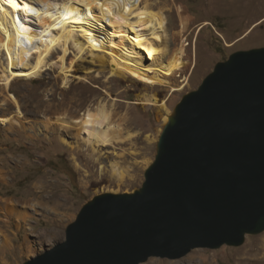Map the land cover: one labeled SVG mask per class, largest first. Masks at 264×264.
Wrapping results in <instances>:
<instances>
[{
  "label": "rangeland",
  "instance_id": "rangeland-1",
  "mask_svg": "<svg viewBox=\"0 0 264 264\" xmlns=\"http://www.w3.org/2000/svg\"><path fill=\"white\" fill-rule=\"evenodd\" d=\"M147 3L161 13L172 49L185 44L186 56L170 83L172 87L159 86L161 80L152 87L130 76H112L110 65L92 61L89 52L80 58L72 44L65 56L60 46L50 52L40 77L16 79L6 89L0 83V117L11 118L7 125L0 123V198H39L57 206L48 211L33 204L20 205L10 215L0 208V219L8 222L14 241L13 250L0 255V264H25L63 242L67 227L96 197L141 189L146 170L156 159L166 123L182 101L233 54L264 48V0ZM34 52L29 64L38 57ZM162 60L166 62L169 57ZM6 66V53L0 47V76H6ZM173 87L177 89L173 91ZM11 96L18 100L21 115ZM154 98L159 104L147 103ZM100 103H106L112 119L98 126L101 131L109 129L113 139L109 144L92 147L86 143L88 133L82 131L80 137L77 131H67L57 122L62 117L82 118ZM19 214L28 218L24 220ZM193 254L196 257L191 260ZM205 261L264 264V231L245 235L238 246L194 249L180 259L153 257L142 264H207Z\"/></svg>",
  "mask_w": 264,
  "mask_h": 264
},
{
  "label": "water",
  "instance_id": "water-1",
  "mask_svg": "<svg viewBox=\"0 0 264 264\" xmlns=\"http://www.w3.org/2000/svg\"><path fill=\"white\" fill-rule=\"evenodd\" d=\"M141 189L86 204L25 264H142L264 231V48L217 65L178 106Z\"/></svg>",
  "mask_w": 264,
  "mask_h": 264
},
{
  "label": "bare ground",
  "instance_id": "bare-ground-1",
  "mask_svg": "<svg viewBox=\"0 0 264 264\" xmlns=\"http://www.w3.org/2000/svg\"><path fill=\"white\" fill-rule=\"evenodd\" d=\"M148 1L69 0L56 3L53 0H0V47L6 53L7 62V74L0 76V83L6 89L16 79L40 77L50 52L60 46L65 56L68 46L72 44L80 58L85 52H89L93 57L92 61L100 62L104 67L110 65L112 76H130L152 87L156 85V81L161 80L159 86L172 87L170 83L186 56L185 44L172 49L161 13L154 10ZM182 20L185 24L186 15L182 16ZM97 50L100 52L96 53ZM34 51L38 52V57L29 64ZM165 56L169 57L166 62L162 60ZM62 60L64 61L63 57ZM172 89L174 91L177 88ZM10 99L17 106V114L21 115L18 100L12 96ZM147 103L159 104L155 98L147 100ZM161 105L164 106V103ZM110 116L106 103H100L95 111L89 110L82 118L62 117L57 122L67 131H77L80 137L82 131L86 135L88 133L86 143L96 147L113 140L108 128H103L105 131L99 129L103 122L112 120ZM174 116L169 117L168 123ZM10 121L11 118L0 117L3 125ZM112 168L115 173L118 171L115 165ZM1 178V181H7L5 177ZM32 204L48 211L57 209V206H51L50 201L45 202L39 198H0V208L6 209L9 215L15 212L17 206L28 207ZM19 215L24 220L28 218L24 214ZM7 223L0 219V255L4 256L13 250L14 245ZM189 257L193 260L196 255Z\"/></svg>",
  "mask_w": 264,
  "mask_h": 264
}]
</instances>
